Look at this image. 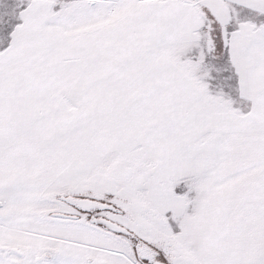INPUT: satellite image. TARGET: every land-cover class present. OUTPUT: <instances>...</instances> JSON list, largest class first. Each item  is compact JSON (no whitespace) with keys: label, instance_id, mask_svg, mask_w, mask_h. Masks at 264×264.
I'll return each instance as SVG.
<instances>
[{"label":"snow or ice","instance_id":"obj_1","mask_svg":"<svg viewBox=\"0 0 264 264\" xmlns=\"http://www.w3.org/2000/svg\"><path fill=\"white\" fill-rule=\"evenodd\" d=\"M0 264H264V0H0Z\"/></svg>","mask_w":264,"mask_h":264}]
</instances>
